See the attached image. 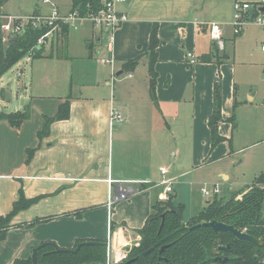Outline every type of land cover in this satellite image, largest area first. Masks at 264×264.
Segmentation results:
<instances>
[{
    "label": "crops",
    "instance_id": "0c3cea01",
    "mask_svg": "<svg viewBox=\"0 0 264 264\" xmlns=\"http://www.w3.org/2000/svg\"><path fill=\"white\" fill-rule=\"evenodd\" d=\"M260 1L118 3L116 10L128 20L113 34L112 52L106 53L113 64L110 69L105 67L109 71L103 75L101 86L92 73V60L94 51L97 57L103 53L105 38L101 31L96 34L89 23H85L89 27L82 35L87 57L84 61L68 55L69 29L65 40L59 36L50 41L39 58H27L30 82L23 86L20 107H13L11 112L28 104L30 118L18 128L0 122V217L11 211L20 190L31 204L12 217L0 242V264L28 259L32 250L45 242L72 249L78 241L109 240L111 251L131 250L139 244L137 231L154 213V204L171 199L185 210L180 194L188 185L185 178L192 176V169L216 156L223 143L227 142L230 153V138L238 126L234 114L237 88L230 67L237 39L232 27L233 5ZM42 2L51 11L56 8L60 15L69 14L73 8L72 0ZM4 5L0 16L9 15L2 9ZM28 15L43 14L38 10ZM212 24L218 25L222 53L228 56L223 62L201 61L212 49ZM154 25L159 42L155 64L157 106L149 96L145 56ZM243 33L244 30L240 34ZM226 43L232 47L231 54L225 51ZM63 46L66 55L58 52ZM188 53L194 56L195 63L190 64ZM135 58H140L138 66L123 72V64ZM81 67L89 69L94 79L85 81L81 73L74 87V69L79 73ZM216 84L221 99L217 129L223 141L212 148L208 120L213 112ZM66 99L68 119L53 121L47 132L39 136L44 119L53 117ZM247 99L252 101L253 97L248 94ZM112 110L124 116L121 124H110ZM164 167L168 169L166 178L174 180L170 193L160 185V169ZM221 178L225 183L221 195L246 188L230 187L229 177L222 174ZM118 185L129 190V195L111 203ZM209 201H195L189 219ZM187 221L183 218V223Z\"/></svg>",
    "mask_w": 264,
    "mask_h": 264
},
{
    "label": "trees",
    "instance_id": "16d2710c",
    "mask_svg": "<svg viewBox=\"0 0 264 264\" xmlns=\"http://www.w3.org/2000/svg\"><path fill=\"white\" fill-rule=\"evenodd\" d=\"M0 0V7L4 3ZM73 10L77 9L80 14L95 12L99 8V0H72ZM48 29L27 30L19 36L13 37L7 44L4 51L0 36V78L10 70L22 58L30 55L33 59L39 58V52L33 53L37 39ZM68 28L60 25L58 37L65 40ZM157 26L154 25L149 36V46L145 54L149 74V96L151 101L157 106L155 86L157 73L155 64L157 62ZM140 58L128 60L123 64V72L133 71L139 64ZM216 60L223 62L228 60V56L219 53L216 44L213 42L209 54L201 57L202 62ZM213 112L208 120L211 134V147L214 148L223 138L218 134V124L221 121L220 114V91L218 84L215 85L213 94ZM69 117V99L61 103L56 114L51 118L44 119L42 130L39 136L46 133L53 121L66 120ZM30 118L29 105L24 106L20 111L4 113L0 112V122L6 121L13 128H18L22 122ZM232 117L229 119L232 120ZM31 150L28 155H31ZM17 201L12 205L11 211L0 217V242L4 239L6 230L10 227L12 217L19 211L27 208L30 200H26L19 191ZM153 205V213L144 226L137 232L140 242L133 247L126 261L136 259L131 264H218L213 261L212 251H217V256H228L232 259L226 264H264V172L258 174L252 183L239 193H230L214 197L197 214L183 223L182 214L184 206L177 204L175 208L171 199L164 203L163 209L158 211ZM163 219L161 214L166 211ZM211 221L223 222L241 231L250 237L261 242L258 246L246 240L233 242V236L229 232H222L217 236L213 230L205 225ZM160 242L159 245L157 243ZM94 243V244H93ZM36 252V264H105L106 262V242L78 241L72 249L79 244L76 253L57 252V247L53 242H45ZM103 244V245H101ZM231 245L229 253L218 251L219 247ZM162 245L168 247L160 252ZM154 248L148 255L141 256L143 252ZM125 261V262H126ZM124 263V262H123ZM122 263V264H123ZM13 264H32L31 256L28 259H17Z\"/></svg>",
    "mask_w": 264,
    "mask_h": 264
},
{
    "label": "rangeland",
    "instance_id": "374dc122",
    "mask_svg": "<svg viewBox=\"0 0 264 264\" xmlns=\"http://www.w3.org/2000/svg\"><path fill=\"white\" fill-rule=\"evenodd\" d=\"M4 1L3 4L5 5L2 9L9 16L24 17L38 10L43 14L42 16H45L51 11L47 5L43 4V0ZM72 11L73 9H71ZM1 23L0 19V25ZM79 27L78 32L73 29L69 32L68 55L70 54L69 56L73 59L82 62L87 59L85 57L86 47L82 35H84L89 26L83 23ZM243 30V35L239 34L237 36L233 53L234 61L230 64L231 69H233V82L237 88L236 100L238 102L234 111L235 121L238 122V126L230 138L231 152L228 153L227 142L223 143L218 148L217 155L210 158L211 161L209 159L203 166L192 169V176L185 178L188 185L180 191V194L183 199L182 202L185 204L183 218L186 221L189 219L188 213L191 212L195 201L198 204L221 196V194L218 196H213V194L204 196L201 193V189L205 187L212 191L215 186L220 189L224 188L225 183L221 178L222 174L229 177L230 187L245 188L252 183L254 176L264 172V51L260 48L264 43V28L254 21H250L243 27ZM93 31L98 35L100 34V30L97 28L93 29ZM2 45L5 51L7 43L2 42ZM102 45L104 47L102 48L103 53L97 57L94 51L95 60H92V73L96 76L99 86L102 85L103 75L108 73L110 66L113 64H98L99 59L107 56L108 48L104 43ZM95 47H98V45L95 44L94 49H96ZM225 47L226 53L231 54L233 52L232 47H228L227 43ZM66 50L65 46H63L58 49V52L66 55ZM218 50L219 53H222V49ZM27 58V56L22 58L4 74L2 78L3 84L0 83V112L11 113L13 107H20L21 100H23V86H28L31 77L30 63ZM26 63L28 66H25ZM23 69H26V74L21 75ZM81 70L77 73L76 69H74V87L77 84L78 75L81 73L84 75L85 81H88L90 77L94 79L92 73H89V69L81 67ZM230 78H232V74ZM85 83L88 84L87 82ZM18 94L19 96L17 97ZM248 94L253 97L252 101H248ZM169 200L166 199L165 202L159 204L157 206L158 211L168 206L164 203ZM171 203L175 208L176 203L173 200ZM166 212L167 210L161 215Z\"/></svg>",
    "mask_w": 264,
    "mask_h": 264
},
{
    "label": "built area",
    "instance_id": "2783aa9c",
    "mask_svg": "<svg viewBox=\"0 0 264 264\" xmlns=\"http://www.w3.org/2000/svg\"><path fill=\"white\" fill-rule=\"evenodd\" d=\"M126 0H99V8L95 12H87L82 15L77 9L73 10L67 15H60L56 8H53L49 15H28L24 17L14 16H0L2 21L0 25L1 41L6 42L15 37L22 35L27 30L44 29L48 30L41 34L37 39L36 46L41 48L46 47L50 41L56 40L58 37V31L60 25H65L69 30H77L78 27L83 23H89L94 28H97L103 34L105 38L104 44L107 46L108 51L112 52L113 47V34L121 25L127 22V16L119 13L116 10L118 3H123ZM264 7V0H261L257 4H249L246 2H235L233 5V34L238 36L242 31L243 27L246 26L250 21H254L264 28V12H260V9ZM211 40L216 44L218 49H223V43L220 38V29L218 25L212 24L210 27ZM261 50L264 51V43L261 45ZM189 59L190 64L196 62L194 56L191 53L186 55ZM27 57H31L27 55ZM99 64L111 65L113 60L111 58H101L98 60ZM110 124H121L125 118L122 114L116 110L110 112ZM160 174L162 179L160 185L165 187L166 193L172 192L173 179H167L168 174L167 168H161ZM201 193L204 196H218L221 194L219 187H213L212 191H209L205 187L201 189ZM129 195V190L122 188L120 185L119 194L113 196L111 203L116 201L125 200ZM106 262L105 264H122L129 256L130 250H116L111 251L109 240L106 243Z\"/></svg>",
    "mask_w": 264,
    "mask_h": 264
},
{
    "label": "water",
    "instance_id": "95a60500",
    "mask_svg": "<svg viewBox=\"0 0 264 264\" xmlns=\"http://www.w3.org/2000/svg\"><path fill=\"white\" fill-rule=\"evenodd\" d=\"M260 12H264V7H262L260 9ZM41 50V47L40 46H36L34 47L33 49V53H37ZM119 188H120V185L117 186V191L116 193L114 194V196H117L119 194ZM164 215H161V218L163 219ZM205 225L209 226L213 232L219 236L222 232H229L232 236H233V242H237L239 240H246V241H249V242H252L258 246L261 245V242L250 237L249 235L241 232V231H238L237 229H235L234 227L232 226H229V225H226L225 223L223 222H217V221H211L209 223H206ZM94 244V243H93ZM160 242L157 243V245H159ZM45 244H40L39 246L35 247L33 250H32V253H31V262L32 264H36V252L37 250L44 246ZM103 245V244H101ZM80 247V244L75 248V249H57V252H62V253H76L77 250L79 249ZM168 247V245H162L160 247V252H162L163 250H165L166 248ZM152 250H154V248H151V249H148L146 250L145 252H143L141 254V256H146L148 255ZM231 250V245L230 244H227L226 246H222V247H219L218 248V251H222L223 253H229ZM217 251L213 250L212 251V256H213V261L218 263V264H226L227 262H229L232 258L231 257H228V256H217ZM136 259H130L126 262H124L123 264H131L132 262H134Z\"/></svg>",
    "mask_w": 264,
    "mask_h": 264
}]
</instances>
